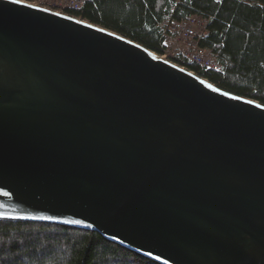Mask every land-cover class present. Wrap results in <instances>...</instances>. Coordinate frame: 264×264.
I'll return each mask as SVG.
<instances>
[{"label": "water", "instance_id": "95a60500", "mask_svg": "<svg viewBox=\"0 0 264 264\" xmlns=\"http://www.w3.org/2000/svg\"><path fill=\"white\" fill-rule=\"evenodd\" d=\"M150 54L0 0V216L160 264H264V106Z\"/></svg>", "mask_w": 264, "mask_h": 264}, {"label": "trees", "instance_id": "16d2710c", "mask_svg": "<svg viewBox=\"0 0 264 264\" xmlns=\"http://www.w3.org/2000/svg\"><path fill=\"white\" fill-rule=\"evenodd\" d=\"M71 18L111 31L163 56L168 22L207 20L199 41L219 65L209 71L180 56L172 64L233 97L264 106V0H89ZM0 264H160L73 225L0 216Z\"/></svg>", "mask_w": 264, "mask_h": 264}, {"label": "built area", "instance_id": "2783aa9c", "mask_svg": "<svg viewBox=\"0 0 264 264\" xmlns=\"http://www.w3.org/2000/svg\"><path fill=\"white\" fill-rule=\"evenodd\" d=\"M87 1L89 0H20L19 3L32 4L34 8L54 15L68 16L69 12L79 11ZM162 34L164 46L169 42L182 46L178 54L182 59L205 70L219 71V65L209 51L199 46V41L207 35V20L192 17L180 23L168 22L164 25Z\"/></svg>", "mask_w": 264, "mask_h": 264}, {"label": "rangeland", "instance_id": "374dc122", "mask_svg": "<svg viewBox=\"0 0 264 264\" xmlns=\"http://www.w3.org/2000/svg\"><path fill=\"white\" fill-rule=\"evenodd\" d=\"M24 5V4H23ZM62 17H65V18H68V19H72V20H75V21H79L78 19H75V18H71L69 16H62ZM79 22H82V21H79ZM163 35V34H162ZM165 47V54L161 57L159 56H155L154 54H150L152 58L156 59V60H160V61H164V62H167L175 67L178 68V66L172 64L169 60V57L170 58H175L176 56H178L179 52H180V47L182 48L181 45H178L176 44L175 42H169V43H166V46ZM182 69V68H181ZM194 75V74H193ZM196 76V75H195Z\"/></svg>", "mask_w": 264, "mask_h": 264}, {"label": "snow or ice", "instance_id": "6c2138e0", "mask_svg": "<svg viewBox=\"0 0 264 264\" xmlns=\"http://www.w3.org/2000/svg\"><path fill=\"white\" fill-rule=\"evenodd\" d=\"M13 2L14 3H19L20 2V0H13ZM27 7H34V5H32V4H28V5H26ZM46 10V9H45ZM57 14H59V13H57Z\"/></svg>", "mask_w": 264, "mask_h": 264}, {"label": "bare ground", "instance_id": "6f19581e", "mask_svg": "<svg viewBox=\"0 0 264 264\" xmlns=\"http://www.w3.org/2000/svg\"><path fill=\"white\" fill-rule=\"evenodd\" d=\"M70 13V12H69ZM209 71H212V70H209ZM215 72V71H214Z\"/></svg>", "mask_w": 264, "mask_h": 264}]
</instances>
